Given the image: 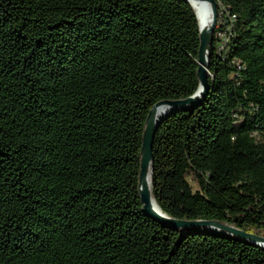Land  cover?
<instances>
[{"label":"trees","instance_id":"trees-1","mask_svg":"<svg viewBox=\"0 0 264 264\" xmlns=\"http://www.w3.org/2000/svg\"><path fill=\"white\" fill-rule=\"evenodd\" d=\"M217 1L209 93L159 124L152 192L264 233V0ZM199 47L188 0H0V264H264L143 211L147 117L198 90Z\"/></svg>","mask_w":264,"mask_h":264},{"label":"water","instance_id":"water-1","mask_svg":"<svg viewBox=\"0 0 264 264\" xmlns=\"http://www.w3.org/2000/svg\"><path fill=\"white\" fill-rule=\"evenodd\" d=\"M196 10V15L199 20L200 31V47L198 54V76L199 87L198 90L191 96L184 99H166L154 105L151 109L144 130L143 145L141 149V169H140V196L143 204V211L151 218L160 222L163 226L168 228H197L204 229L211 232H219L235 236L242 240L251 241L253 243H264V237L252 232H248L237 228L235 226L214 220H181L172 218L167 215L159 206L157 211L152 202L153 192L149 186V178L154 171L153 148L156 131L163 119L172 114L186 109L190 106L199 105L208 95L210 90L209 83V58L211 55V46L213 42V33L218 16V1L217 0H198L207 2L211 8L212 19L209 28L202 31L198 11L192 2L188 0ZM259 245V244H258Z\"/></svg>","mask_w":264,"mask_h":264},{"label":"bare ground","instance_id":"bare-ground-1","mask_svg":"<svg viewBox=\"0 0 264 264\" xmlns=\"http://www.w3.org/2000/svg\"><path fill=\"white\" fill-rule=\"evenodd\" d=\"M192 2L194 3L199 14L201 29L202 31H206L211 24V19H212L211 8L207 2L198 1V0H192ZM149 186L152 189L151 177L149 178ZM152 202L154 208L157 211H159L160 210L159 205L157 204L154 197L152 198Z\"/></svg>","mask_w":264,"mask_h":264},{"label":"built area","instance_id":"built-area-1","mask_svg":"<svg viewBox=\"0 0 264 264\" xmlns=\"http://www.w3.org/2000/svg\"><path fill=\"white\" fill-rule=\"evenodd\" d=\"M222 10H221V15H222V13L225 11V9L224 8H221ZM218 11H219V8H218ZM217 22V21H216ZM216 25V24H215ZM221 35V37L222 38H226V34H220ZM261 236H263L264 237V233H263V235H261ZM260 246H262V247H264V243L262 244V243H258Z\"/></svg>","mask_w":264,"mask_h":264},{"label":"rangeland","instance_id":"rangeland-1","mask_svg":"<svg viewBox=\"0 0 264 264\" xmlns=\"http://www.w3.org/2000/svg\"><path fill=\"white\" fill-rule=\"evenodd\" d=\"M192 184H193V186H194V188L196 189L197 188V186L192 182ZM255 234H258V235H263V233H255Z\"/></svg>","mask_w":264,"mask_h":264}]
</instances>
